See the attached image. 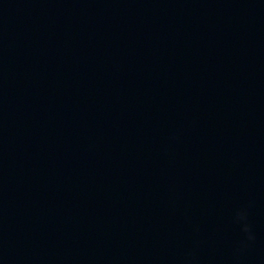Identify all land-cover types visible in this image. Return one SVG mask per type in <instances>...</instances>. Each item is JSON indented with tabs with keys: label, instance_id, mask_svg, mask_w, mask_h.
I'll return each instance as SVG.
<instances>
[{
	"label": "water",
	"instance_id": "water-1",
	"mask_svg": "<svg viewBox=\"0 0 264 264\" xmlns=\"http://www.w3.org/2000/svg\"><path fill=\"white\" fill-rule=\"evenodd\" d=\"M0 264H264V0H0Z\"/></svg>",
	"mask_w": 264,
	"mask_h": 264
},
{
	"label": "clouds",
	"instance_id": "clouds-1",
	"mask_svg": "<svg viewBox=\"0 0 264 264\" xmlns=\"http://www.w3.org/2000/svg\"><path fill=\"white\" fill-rule=\"evenodd\" d=\"M235 222L242 225V230L247 234L248 240H254L255 236L252 234L251 224L249 223L247 209H241L237 212Z\"/></svg>",
	"mask_w": 264,
	"mask_h": 264
}]
</instances>
